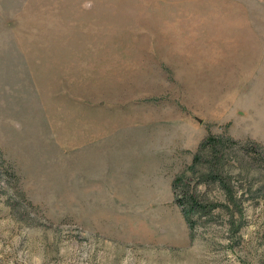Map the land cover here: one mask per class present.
Segmentation results:
<instances>
[{
  "label": "rangeland",
  "instance_id": "374dc122",
  "mask_svg": "<svg viewBox=\"0 0 264 264\" xmlns=\"http://www.w3.org/2000/svg\"><path fill=\"white\" fill-rule=\"evenodd\" d=\"M263 1L0 0V264H264ZM211 134L243 214L191 234Z\"/></svg>",
  "mask_w": 264,
  "mask_h": 264
},
{
  "label": "trees",
  "instance_id": "16d2710c",
  "mask_svg": "<svg viewBox=\"0 0 264 264\" xmlns=\"http://www.w3.org/2000/svg\"><path fill=\"white\" fill-rule=\"evenodd\" d=\"M242 142L226 136L225 134L207 136L199 145L193 161L189 166L191 174L183 173L174 180L176 192L175 202L182 210L187 225L193 234L200 218L211 214L216 209L228 212L232 219L235 213L243 214L241 195L237 193L234 186L230 184L228 171L225 169L226 146H230L232 151L240 149ZM201 166V167H199ZM196 184H217L226 197V201H209L195 187L191 186L192 180ZM233 206L236 209H233ZM232 225V226H234Z\"/></svg>",
  "mask_w": 264,
  "mask_h": 264
},
{
  "label": "crops",
  "instance_id": "0c3cea01",
  "mask_svg": "<svg viewBox=\"0 0 264 264\" xmlns=\"http://www.w3.org/2000/svg\"><path fill=\"white\" fill-rule=\"evenodd\" d=\"M264 2V1H263ZM264 24V23H263ZM262 123H263V126H264V109L262 110Z\"/></svg>",
  "mask_w": 264,
  "mask_h": 264
}]
</instances>
